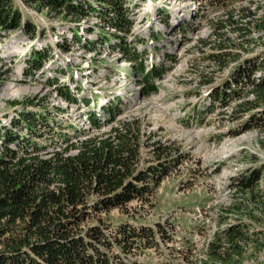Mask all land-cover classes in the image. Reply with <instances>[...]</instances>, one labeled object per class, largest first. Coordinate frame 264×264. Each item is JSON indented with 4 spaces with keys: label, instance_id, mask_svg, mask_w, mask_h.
Here are the masks:
<instances>
[{
    "label": "rangeland",
    "instance_id": "374dc122",
    "mask_svg": "<svg viewBox=\"0 0 264 264\" xmlns=\"http://www.w3.org/2000/svg\"><path fill=\"white\" fill-rule=\"evenodd\" d=\"M14 1L21 24H33L37 34L44 30V36L34 37L36 43L56 50L52 49L40 66L50 61L43 77H31L27 72L20 78L21 70L28 69L26 59L37 51L36 44L22 31L1 39L0 74H5L0 76V123L21 109L51 114L59 127L45 128L34 139L52 153L64 148L58 136L61 132L68 143H78L138 121L141 158L148 163L156 161L152 146L163 144L171 148L169 172L147 204L133 202L125 213L112 211L111 218L113 226L159 223L164 233H158L162 238L156 237L157 250L128 252L123 264H199L206 243L218 228V213L229 204L230 179L252 167L250 161L264 164V128L241 133L243 119L233 117V100L225 107L218 103L210 107L211 91L221 87L236 62L264 53V34L251 30L254 43L246 52L240 47L243 38L232 26L226 24L223 32L217 31L218 37L232 42L228 50L239 56L221 70L211 58V44L217 43L210 29L228 14L238 26L245 24L252 15L264 13V0H131L125 4L133 13L132 30L127 34L106 27L92 17L95 14L75 26L72 21L47 16ZM249 9L251 15L247 14ZM56 39L68 47L58 46ZM121 40L124 48L113 49ZM78 42L94 43L95 51L87 52L88 47ZM99 49L108 51L105 59L96 57ZM48 74L57 82L56 90L48 86ZM248 86L241 92L245 93ZM58 89H67L75 100H60ZM15 92L21 94L11 96ZM13 101L17 106L11 105ZM27 101L44 105L33 106ZM235 130L238 134H232ZM147 137L150 140L146 143ZM260 186H264V177ZM235 219L230 216L225 223ZM257 227L264 239V221ZM170 234V238L165 237ZM248 253L244 264H264V250L254 252L248 247Z\"/></svg>",
    "mask_w": 264,
    "mask_h": 264
},
{
    "label": "trees",
    "instance_id": "16d2710c",
    "mask_svg": "<svg viewBox=\"0 0 264 264\" xmlns=\"http://www.w3.org/2000/svg\"><path fill=\"white\" fill-rule=\"evenodd\" d=\"M18 1L47 16L72 21L75 26L95 14L92 17L113 29L126 34L132 30L133 13L125 7L131 0ZM247 14L252 11L249 9ZM252 16L241 27L228 14L210 29L217 43L211 44L214 47L211 58L218 69L229 67V60L235 62L239 56L228 50L232 42L218 37L216 32H223L226 24L232 26L244 40L240 47L250 51L254 43L251 30L264 34V13ZM164 22L168 24V19ZM35 28L29 22L20 23L14 0H0V39L15 31H22L29 40L44 36V30L37 34ZM73 35L76 38V33ZM87 44L88 50L95 48L94 43ZM62 47L67 48L65 42ZM119 48H124L123 40ZM46 57L41 51L32 52L25 61L28 70L39 68ZM227 75L221 87L211 91L210 107L216 103L225 107L233 100L236 102L233 117L243 119L239 126L241 133L260 131L264 128V53L239 59ZM246 85L250 88L242 93ZM57 91L63 101H74L66 90ZM26 103L44 105L40 101ZM17 104L11 102L13 106ZM17 117L11 130L0 129V264H123L128 252L157 250L156 237L160 239L158 233H164L159 223L149 227L125 223L113 226L111 213L114 210L125 213L133 202L147 204L168 175L171 148L154 143L151 150L156 161H144L140 156L139 122L133 121L112 128L101 137L88 136L78 143H68L61 132L58 136L64 148L49 153L34 138L45 128H58L59 123L49 113L39 115L25 109ZM91 122L95 124L94 119ZM149 140L147 137L145 142ZM250 162L254 163L252 167L230 179L229 204L220 209L218 228L206 243L199 264H244L250 255L248 247L254 252L264 250V239L257 227L264 221V186H260L264 164ZM230 216L236 217L234 222L225 223Z\"/></svg>",
    "mask_w": 264,
    "mask_h": 264
},
{
    "label": "bare ground",
    "instance_id": "6f19581e",
    "mask_svg": "<svg viewBox=\"0 0 264 264\" xmlns=\"http://www.w3.org/2000/svg\"><path fill=\"white\" fill-rule=\"evenodd\" d=\"M93 18H97V17H93ZM98 19V18H97ZM83 21V20H82ZM98 21L101 23L102 21L100 20V19H98ZM106 27H110V26H108V25H106L104 22H102ZM111 29H113L112 27H110ZM113 30H117V29H113ZM38 38V37H37ZM74 40H75V38H74ZM34 41V40H33ZM63 42L64 41H62V40H60L57 44H58V46H60V47H62V45H63ZM87 43H89V42H86L85 44H82V43H78V44H82V45H84V47H89L88 46V44ZM98 43V42H97ZM46 45H47V43H46ZM40 46V45H39ZM103 46V45H102ZM68 47V46H67ZM119 48V45L118 46H116V45H114L113 46V49H118ZM56 50V47H51L50 49H49V47H48V45H47V47L46 48H41L40 47V49H37V51H41V52H43V53H45L46 54V56L48 57V56H51V50ZM86 51L87 52H94L95 51V48H92V50H88V48H86ZM52 59V58H51ZM60 71V70H59ZM59 71H57V72H59ZM29 76H31V77H33L34 75H33V72H32V74H31V72H29V73H27ZM51 75V74H50ZM55 75H56V73H55ZM56 81H55V79H54V77H49L48 76V86H51V84H57V82L55 83ZM53 86V85H52ZM74 88H77V85H76V87H74ZM73 88V89H74ZM80 88V87H79ZM64 90H66L67 91V89H64ZM38 91V88H36V90H35V92H37ZM70 91V90H69ZM21 93H19V92H15V93H12L11 94V96H19ZM69 94V93H68ZM70 95V94H69ZM71 97H73L74 98V96H72V95H70ZM59 98H60V94H59ZM76 98V97H75ZM60 100H62L61 98H60ZM75 100V99H74ZM63 101V100H62ZM84 101V100H83ZM133 101H135V100H133ZM66 102V101H65ZM68 103V102H67ZM90 103V102H89ZM89 103H87V104H89ZM91 104H92V102H91ZM21 111V110H20ZM20 111L19 110H16V111H14L10 116H7L6 118H4L3 120H2V124H6V122H4L5 121V119L6 120H8L9 119V117H12L11 118V120H10V123H9V127L8 126H2L1 128H6V129H10L11 130V123H12V121L14 120V119H18V117H17V115L20 113ZM36 114H39V115H45V114H48V113H41V112H38V113H36ZM50 116H52L51 114H50ZM5 117V116H4ZM1 124V123H0ZM0 128V129H1ZM17 129L15 128V129H13V131H16ZM71 142V141H70ZM72 143V142H71ZM62 150V149H61Z\"/></svg>",
    "mask_w": 264,
    "mask_h": 264
},
{
    "label": "built area",
    "instance_id": "2783aa9c",
    "mask_svg": "<svg viewBox=\"0 0 264 264\" xmlns=\"http://www.w3.org/2000/svg\"><path fill=\"white\" fill-rule=\"evenodd\" d=\"M95 20H97V18H94ZM39 32V31H38ZM37 39V38H36ZM59 39H56V43H58L59 41H58ZM34 43L36 44V47H35V49H39V45L36 43V41L34 40ZM44 44H46V40H44ZM52 46V45H51ZM52 47H54V46H52ZM100 50V49H99ZM101 51V50H100ZM32 53V52H31ZM97 53H94V56L96 55ZM107 54H108V51H101V52H99L97 55H96V57L97 58H99V59H105L106 58V56H107ZM30 55V54H29ZM28 55V56H29ZM91 56V55H90ZM47 58V57H46ZM46 61V59L44 60V62ZM108 62H110L109 60H107ZM24 62V61H23ZM44 62H42V63H44ZM49 64H50V61H48V62H46V64L45 65H43L42 67H40V68H37V69H34V70H31V71H29L28 69H26V68H24V69H22L21 70V73H20V78H22L23 76H24V73H29V72H34L33 73V75L35 76V77H38V79L40 78V77H43L42 76V73H44V70H45V68L47 67V65L49 66ZM25 65H26V67L28 68V65L26 64V62H25ZM23 71V72H22ZM25 71V72H24ZM49 75V77L51 76L50 74H48ZM33 76V77H34ZM26 80H28V79H26ZM11 118L12 117H9V119L8 120H6V124H0V128L2 127V126H8L9 127V123H10V120H11Z\"/></svg>",
    "mask_w": 264,
    "mask_h": 264
}]
</instances>
